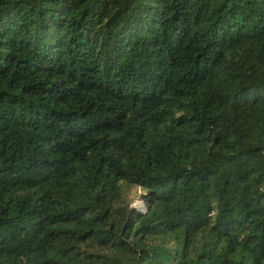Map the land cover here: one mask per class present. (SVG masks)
I'll return each mask as SVG.
<instances>
[{"label":"trees","instance_id":"obj_1","mask_svg":"<svg viewBox=\"0 0 264 264\" xmlns=\"http://www.w3.org/2000/svg\"><path fill=\"white\" fill-rule=\"evenodd\" d=\"M0 264H264V0H0Z\"/></svg>","mask_w":264,"mask_h":264},{"label":"rangeland","instance_id":"obj_2","mask_svg":"<svg viewBox=\"0 0 264 264\" xmlns=\"http://www.w3.org/2000/svg\"><path fill=\"white\" fill-rule=\"evenodd\" d=\"M142 192L143 191H142L141 188L131 187V188L126 189L124 191V195H125V198L128 201H131V206H136V207H139V208H143L144 206L141 207L142 203L144 204V201L141 198Z\"/></svg>","mask_w":264,"mask_h":264},{"label":"built area","instance_id":"obj_3","mask_svg":"<svg viewBox=\"0 0 264 264\" xmlns=\"http://www.w3.org/2000/svg\"><path fill=\"white\" fill-rule=\"evenodd\" d=\"M141 203H142V202H141ZM143 206H145V205L142 203L141 207H143Z\"/></svg>","mask_w":264,"mask_h":264}]
</instances>
